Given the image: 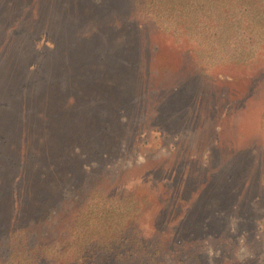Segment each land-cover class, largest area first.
I'll return each instance as SVG.
<instances>
[{"label":"rangeland","instance_id":"374dc122","mask_svg":"<svg viewBox=\"0 0 264 264\" xmlns=\"http://www.w3.org/2000/svg\"><path fill=\"white\" fill-rule=\"evenodd\" d=\"M0 264H264V0H0Z\"/></svg>","mask_w":264,"mask_h":264}]
</instances>
